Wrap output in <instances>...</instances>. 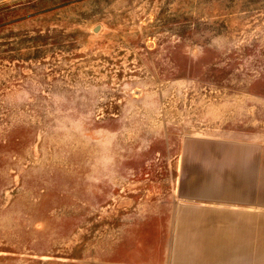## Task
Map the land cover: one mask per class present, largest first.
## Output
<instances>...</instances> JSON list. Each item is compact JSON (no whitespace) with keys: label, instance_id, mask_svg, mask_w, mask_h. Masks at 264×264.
<instances>
[{"label":"rangeland","instance_id":"1","mask_svg":"<svg viewBox=\"0 0 264 264\" xmlns=\"http://www.w3.org/2000/svg\"><path fill=\"white\" fill-rule=\"evenodd\" d=\"M259 146L264 0H0V264H242Z\"/></svg>","mask_w":264,"mask_h":264},{"label":"crops","instance_id":"2","mask_svg":"<svg viewBox=\"0 0 264 264\" xmlns=\"http://www.w3.org/2000/svg\"><path fill=\"white\" fill-rule=\"evenodd\" d=\"M254 152L244 163L241 238L233 239L236 243L241 240V248L234 245L227 253L241 257L242 264H264V148L259 146Z\"/></svg>","mask_w":264,"mask_h":264},{"label":"water","instance_id":"3","mask_svg":"<svg viewBox=\"0 0 264 264\" xmlns=\"http://www.w3.org/2000/svg\"><path fill=\"white\" fill-rule=\"evenodd\" d=\"M99 30V27H97L96 29H95V32H97Z\"/></svg>","mask_w":264,"mask_h":264}]
</instances>
